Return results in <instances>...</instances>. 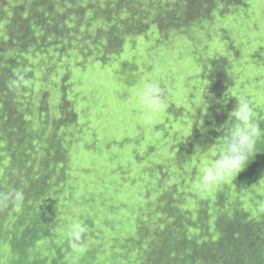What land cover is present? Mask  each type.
Returning a JSON list of instances; mask_svg holds the SVG:
<instances>
[{
	"label": "rangeland",
	"instance_id": "obj_1",
	"mask_svg": "<svg viewBox=\"0 0 264 264\" xmlns=\"http://www.w3.org/2000/svg\"><path fill=\"white\" fill-rule=\"evenodd\" d=\"M31 1L22 5L24 11H32ZM93 1L100 4L99 0ZM248 2L221 5L219 11L223 10V14L215 9L212 16L205 14L202 28L188 29L168 45H161L164 31L152 26L150 31L131 37L128 44L132 50L130 45L107 62L86 58L83 45L76 50L78 55H64V61L53 51L34 56L37 62L32 73L37 88L34 103L47 90L50 109L57 108L66 96L78 112L77 123L60 130L49 126L46 134L38 138V145L50 147L54 154L50 159L56 165L51 172L50 194L68 199L60 202L61 238H68L65 227L72 220L90 219L97 228L111 231L124 242L130 236L137 237L139 229L147 226L149 210L164 206L176 190L190 189L198 195L197 199L213 200L219 191L235 187L237 176L210 191H195L199 164L188 159L197 145L206 149L219 138L215 136L219 126L216 118L212 133L204 130L210 105L205 113L195 103L198 95L205 99V78L212 73L216 80L227 68L224 63L214 64V60L226 59L230 66V61L236 65L245 58L241 67H229L233 80L229 91L234 95L248 93L253 101L254 120L263 125L260 119L264 120V0ZM6 7L12 9V4L6 3ZM74 10L69 20L81 22L84 13L79 14L83 11L79 5ZM213 17L216 22L212 23ZM88 19L86 14L84 27L73 25L72 36H80L73 50L83 41L92 43L88 35L104 23ZM66 73L68 80L63 78ZM134 73L142 75L144 81L157 82L160 87L165 107L152 125L140 121L143 108L136 98L140 76ZM38 109L36 106L30 115L33 117ZM44 120L38 115L30 126L42 130ZM62 133H66L63 144L68 150L66 163L56 155ZM3 167L8 173V163ZM249 189L250 196L264 193V171L252 177ZM48 246L53 253L60 246L57 237L38 241L37 248L45 250ZM107 253L102 250L101 256Z\"/></svg>",
	"mask_w": 264,
	"mask_h": 264
},
{
	"label": "trees",
	"instance_id": "obj_2",
	"mask_svg": "<svg viewBox=\"0 0 264 264\" xmlns=\"http://www.w3.org/2000/svg\"><path fill=\"white\" fill-rule=\"evenodd\" d=\"M84 1L92 3L91 0H33V15L16 16L6 25L1 23L0 193L15 189L22 191L23 198L19 201L0 199V264H264V215L250 217L240 209V203L231 201L229 193L225 192H221L215 201L217 213L214 225L199 234H192L184 224L188 216L172 207L170 212L174 220L163 230L153 232L158 239L148 241L146 236L151 232L147 230L141 234L139 230L137 237L130 236L112 250L104 245L103 248L110 252L105 257H98L101 244L96 247V243L92 242L93 231L89 226H86L79 251L70 247L68 238H61L62 231L58 229L63 208L60 202L65 203L68 199L50 194L51 173L38 170L49 166V155L37 150V138L27 131L24 112L19 109L18 93L19 90L22 93L33 90L34 56L41 54L45 44L63 43L62 40L48 38L46 22L59 23L57 18L47 17V12L59 4L73 8L71 3H82L84 7ZM141 1L115 0L112 3H118L117 7L105 9V18L111 24L106 32L110 44L117 45L124 33L133 29L130 16L124 17L122 13L127 8L128 11L133 10ZM106 3L111 2L106 0ZM120 26H125V29L119 30ZM147 27L148 24L142 22L139 32ZM217 61L227 62L225 59ZM221 79L222 76L216 80ZM260 120L263 125L254 122L263 140L260 135L255 152L240 175L243 183L246 178L252 179L264 171V120ZM38 161L41 163L39 167ZM5 163H8V173L3 167ZM38 172L42 178L38 192L46 194L41 199L34 194ZM213 206L206 201L201 202L197 212L207 213ZM17 207L21 210L11 209ZM47 237L52 240L59 238L60 246L53 253L49 252L51 246L45 250L37 248L38 241Z\"/></svg>",
	"mask_w": 264,
	"mask_h": 264
},
{
	"label": "clouds",
	"instance_id": "obj_3",
	"mask_svg": "<svg viewBox=\"0 0 264 264\" xmlns=\"http://www.w3.org/2000/svg\"><path fill=\"white\" fill-rule=\"evenodd\" d=\"M27 1L28 0H8L6 2L5 0H0V34L3 29L2 22L6 25L13 21L16 16L23 18L34 14L32 7V11L23 10L22 5L28 3ZM32 1L30 3H32ZM91 1L92 3H86L84 1V7L82 6V3H71L74 5L73 8L59 4L57 7H54L50 13L49 11L47 12V17L57 18L59 23V25H57L51 24L49 21L46 22L45 32L48 35V38L51 40H62L63 43L45 44L44 50L40 51L41 55L44 52L53 51L60 54L63 60L64 55H72L73 53H75V56L78 55L76 50L83 45L85 50H87V53L84 54L86 58L107 62L111 58H114L115 55L119 54L123 49L127 50V47L131 45L130 43L128 44L131 37L143 34L147 30L150 31L152 26H156L158 29L164 31L165 39L161 45H168L174 41L176 36L182 37L188 29L193 27L202 28L204 25L203 22H205V14L209 16L211 13L212 16L216 10H218L220 14H223V10L219 11L221 5H246L249 3L248 0H142L140 4L135 5L134 8H132L133 10H131V12L127 10L128 8L123 10L126 12L123 16L125 17L126 15H129V21L133 22L134 26L129 32H125L122 41L114 46L112 43L110 44L108 42L109 38H106V32L111 28V24L107 22L104 11L111 6L117 7L118 3H112L115 0H109L111 3H106V0H99L98 3L100 4L97 5L94 4L93 0ZM6 3L12 4V9H8ZM75 5H79L80 10L83 11L79 15L84 13L81 22L74 19L69 20L70 15H73L76 12L74 10ZM60 10H62V12ZM86 14L89 16L88 20H103L104 23L99 25L98 30L96 29L95 33L88 35L87 38H90L92 43L89 41H83L75 50H73L72 47L74 46V43L80 38L79 35H76L75 37L72 36V32L74 31L73 25L79 24V27H84ZM211 16L207 22H210ZM142 22L147 23L148 27L139 32ZM211 22H216V17H213ZM69 28H71V31H68ZM124 29L125 26L119 27V30ZM129 48L132 50V45ZM244 60L245 58L236 65L230 61V66L241 67L240 63ZM247 60L249 61V59ZM226 61L227 62L223 65L227 68L225 71H222L219 76L220 78L222 76V79H213L212 73L210 76L208 75L205 78V99L202 95H198L195 101L196 106L201 112L206 113L208 105H210V113L205 116L206 121L204 120V130L207 128L211 134L214 126V119L216 118V123L219 126L216 129L218 132L215 136L219 138L214 144L208 146L206 149H202L200 145H197L195 153L188 160H191L193 163L198 162L199 164V175L193 185L195 191H210L213 187L218 186L233 176H237V184L233 189L219 191L217 197L213 200L209 197L197 199L198 195L190 189L176 190V194H172L166 199L164 206H153L149 210L147 226H142L139 229L141 234H144L147 230L151 232L146 236L148 241L158 239L153 232L163 230L167 224L174 220L175 217H173L170 212L172 207L178 208L180 214L188 216V220H186L184 224L187 225L192 234H199L212 228L217 213L215 201L218 199L221 192L229 193L230 200L233 202H239L240 209L250 215V217L258 218L260 215H264V193L250 196L248 191L250 190L249 186L252 179L246 178L245 183H243L240 177L249 164L250 157L255 152L257 140L261 133L254 122V107L250 95L246 92L234 95L229 91V87L233 85V80L229 71L230 66L228 60ZM217 62L219 63V61ZM36 66L37 62H35V68ZM134 75L139 74L134 73ZM139 76L140 79L136 85L138 88L136 98L143 108L140 121L142 124L148 126L155 122L157 115L163 111L165 105L160 96V87L158 83L155 81H144L142 75ZM63 78L68 80L69 74H64ZM36 91L37 88L34 81L33 90H25L24 93L19 90L18 93V99L20 100L19 109L25 113L24 119L26 116L25 122L27 131L30 132L31 135H34V138H37L38 140L40 136L45 135L49 126H52L56 130H60L62 127L68 126L70 123H77L78 112L74 103L66 96L62 98L59 106L52 110L48 106L49 95L47 90H44V96L38 100L37 104L34 103L33 98ZM214 93H216V95H213ZM28 102L31 103L30 107L28 106ZM36 106L39 108L38 113L32 117L30 111ZM53 111L58 112L52 114ZM38 115L40 118H45L44 121H41L43 125L42 130L37 127L35 128V126H30V123ZM201 124L202 123L198 126ZM65 134L66 133H62L59 135L60 148L56 151V155L61 161L66 163V154H68V150L66 147H63ZM218 142H222L219 147H217ZM49 148L50 147L37 146L38 151H43L45 154L49 155V166L38 168V170H42L48 174L56 168V165H52L50 162V159L54 154L50 152ZM38 165H41L40 161H38ZM46 168H49L48 172L46 171ZM37 176L38 183L34 194L40 199L45 198L46 194L38 192L39 186L42 183L40 172H38ZM49 179L52 187V177L50 176ZM248 180H250V182L246 183ZM174 188H176V186H174ZM22 198V191L15 189L6 193H0V199L4 201L9 199L19 201ZM204 201L208 202L210 206L215 205L207 213L197 212L200 208L201 202ZM11 209L21 210L19 207ZM151 220H157V222L153 223ZM86 226L91 227V230L93 231V235L91 236L92 242L96 243V247L101 244L102 250H105L103 248L104 245L112 250L115 245L118 246L123 242L121 237L113 234L111 231L97 228L95 223L90 219H86L83 222L72 220L65 227V232L70 247L74 251H79L81 248L80 242L83 234L87 230ZM102 250L97 251L99 258H101ZM109 254L110 252H108L106 256Z\"/></svg>",
	"mask_w": 264,
	"mask_h": 264
}]
</instances>
